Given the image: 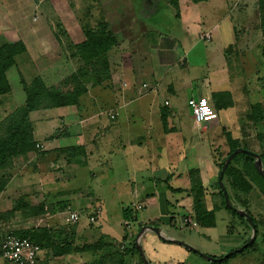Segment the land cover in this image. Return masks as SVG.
<instances>
[{
    "label": "crops",
    "instance_id": "crops-1",
    "mask_svg": "<svg viewBox=\"0 0 264 264\" xmlns=\"http://www.w3.org/2000/svg\"><path fill=\"white\" fill-rule=\"evenodd\" d=\"M39 1V25L31 26L29 17L38 16L34 8ZM158 1L147 17L137 20L140 31L128 41V61L113 68L110 79L88 89L77 106L29 113L34 149L26 161L19 157L0 172L7 176L0 190V240L44 227L78 250L60 257L41 251L36 264H87L82 262L86 256L98 259L102 254L83 250L85 245L122 240L125 234L130 238L140 225L159 228L166 239L172 237L163 232L165 227L211 229L215 214L225 209L215 206L222 202L219 160L241 148L257 154L264 170V132L257 130L264 121L263 0ZM80 2L86 3L78 1V6ZM73 7L72 0H0V46H23L13 68L24 73L32 55H41L46 47V55L51 54L57 39L67 45L83 40L79 16L74 15L78 29L69 21ZM64 11L62 36L56 32L61 24L57 13ZM119 47L117 42L109 54ZM16 90L0 96V113L5 105L25 102L24 92L21 96ZM200 96L216 111L213 124L193 121L187 100ZM73 147L83 155H66L64 149ZM235 157L229 164L242 171L241 179L252 186L250 194L256 181L254 158ZM222 182L230 196L225 172ZM200 195L204 210L213 214L210 226L194 220V200ZM120 200L126 203L118 228L101 221L110 201ZM35 203L43 208L41 214L33 215ZM15 204L19 209L13 210ZM137 204L142 207L133 209ZM66 206L77 211V222L63 213ZM124 209L131 211L130 220L123 219ZM144 210L151 216L139 220ZM96 212L98 222L90 223ZM184 218L192 224L176 227ZM0 264L9 263L0 257Z\"/></svg>",
    "mask_w": 264,
    "mask_h": 264
},
{
    "label": "rangeland",
    "instance_id": "rangeland-1",
    "mask_svg": "<svg viewBox=\"0 0 264 264\" xmlns=\"http://www.w3.org/2000/svg\"><path fill=\"white\" fill-rule=\"evenodd\" d=\"M78 1L81 0H72L74 4L73 8H76L74 11L75 14L72 9H69L71 19L73 18L69 21L74 23L75 28L78 29L79 26L76 23L77 21L74 15L77 17L79 16V21L87 25L85 27H90L92 30L95 29V35L101 33L100 31L104 25V29L113 33L119 43V48H121V50L118 52L116 51L117 53H114L115 55L108 53L107 60L109 71L113 70V68L120 67L122 64L124 65L128 61L125 56L128 41L133 37L132 33L139 34L140 31L139 26L136 24V22L140 21L137 20L147 17L151 11H153L157 2L159 3L158 0H85L86 3L83 4L80 2L79 7ZM161 1L163 2L164 0ZM40 5L42 6V3L39 1L37 2V8H34V12L38 13V16L30 14L29 20L31 26L36 23L38 24V18H40ZM57 17L62 25L56 26V32L64 36L66 31L63 26V21L67 19L63 18L65 17V11L62 14L60 12V15L57 13ZM33 18H35V20H32ZM131 22H134L132 32L129 28ZM82 23L80 24L82 25ZM99 23L102 25H99ZM51 25L53 27V24ZM38 31L44 33L42 29ZM82 39L84 40V36ZM53 47L54 51L49 55H46L47 50H50L49 47H46L45 52H42L41 55L35 51L36 53L32 55L33 66L30 62L28 66H26L24 73L19 72V68L15 69L13 65H11L9 67V69L11 68L10 72L7 74V69L3 74L6 79H1L0 82H5L4 85L6 84L9 90L17 89L16 93H20L21 96L24 86L30 85L36 79L41 80L45 87L59 92H62V90L71 91L72 89L76 90L85 87H87L88 90L97 86L94 84L97 79V74L100 76V74L103 73L101 61L94 60L89 64H85L84 61L80 59V54L77 52L78 48L75 45H67V42L62 44L59 39H57V44L53 45ZM262 66H264V54L262 57ZM95 70L97 72H95ZM80 71H83L82 75ZM115 71L114 69V72ZM71 75H74V78L72 77L71 79ZM23 92L24 97H26L25 91ZM23 106L24 103L19 104V106H15L13 103L5 105L4 112L0 113V121L5 120L7 115L15 113L16 110L22 109ZM41 110L44 109L37 110V112ZM214 122L215 121H211L209 124H213ZM10 123L11 120H8L5 125L7 126V124L9 125ZM257 130L264 132V121L260 125H257ZM220 155L223 156V154L213 153L215 158ZM23 159H21L23 160L22 162L26 161L27 157L25 156ZM18 160H20V158L11 160L9 165H13V163L18 162ZM12 172L14 171L12 170ZM255 173H253L255 176L254 178H256V181H253L255 187L250 194L245 193L240 196L238 193H233L235 190L232 191L233 189L231 187V191H229L231 193H229L230 196H228V198L233 207L251 214L257 227V236L252 246L248 247L243 253L236 254V256L230 258L226 264H264V193H261V191L264 192V177ZM201 197L200 195L196 198L202 200ZM35 198L37 202L38 196ZM110 203L111 204L108 206L110 211H103L100 219L118 228L117 221L121 217V208L126 201H110ZM209 203L213 206V202L210 201ZM36 205L39 208L40 205L37 203L33 206ZM208 206L210 205L208 204ZM215 206L218 209H222L223 207L220 205L219 201H217ZM36 211L37 207H35L32 213H36ZM21 216L17 215V217ZM149 216H151V211L144 210L138 213L139 220H143ZM165 228L166 229L162 228L163 232L172 237L168 240L179 241L183 243L185 247L172 243H165L152 232H147L142 242L140 240L141 237L138 239V242L141 247L143 246L145 249L146 255H144L148 258L150 264H212L211 261L201 257L199 254L215 257L216 259L221 258V256L226 253L241 247L252 235L250 225L244 218L241 220L225 209L215 214L214 227L211 229H177L173 226ZM137 234L138 230L135 233L133 232L130 241H128L129 243H126L123 239L105 243L104 248L102 245L98 252H101V257H98V259H88V256H86V261L82 262L87 264H142L139 255L131 249V245H135L137 242ZM86 239L90 242H94L95 240L94 237H88ZM189 248L195 249L199 254L193 252Z\"/></svg>",
    "mask_w": 264,
    "mask_h": 264
},
{
    "label": "trees",
    "instance_id": "trees-1",
    "mask_svg": "<svg viewBox=\"0 0 264 264\" xmlns=\"http://www.w3.org/2000/svg\"><path fill=\"white\" fill-rule=\"evenodd\" d=\"M262 13L264 16V8H262ZM99 25L102 24L99 23ZM85 26L87 25L86 24L81 25L84 40L78 44H75V46L78 48L77 52H79L80 54L79 56L80 59H82L85 64H89L94 60L101 61V65L103 67L102 68L103 73L100 74V76H98V74L96 73L97 79L94 82V84L100 85L101 83L110 79V71H109L107 56L109 51L117 45V40L113 35V33L108 32L107 30L104 29L105 28L104 25L102 26V29L100 31L101 33L99 35H95L96 34L95 29L92 30V28L90 27L87 28ZM261 27L264 32V17L261 20ZM22 50H23V46L19 43L0 46V80L1 79L4 80V78L6 79V77L3 76V74L7 69H9L11 65L14 64L16 55L22 52ZM95 72L97 71L95 70ZM80 74L82 75L83 71H80ZM72 77L74 78V75H71V79ZM4 83L0 82V96L5 95L9 92V88L7 87L6 84L4 85ZM23 91H25V95H26L23 108L16 110L15 113H11L10 115H7L5 120L0 121V134L2 133L0 135V172L6 171L3 169L12 166L9 165L11 160L17 159L19 157H24L29 151L34 149L32 128L30 126L28 119V115L30 112H34L40 109L47 110V109H55V108H61L67 106H77L79 98L87 92V87L79 88L76 90L72 89L71 91L62 90V92H59L57 90H52L48 87H45L42 84L41 80L36 79L30 85L24 86ZM8 120L9 121L11 120V123L9 125L7 124L6 126L5 123ZM64 150L66 152L65 154L71 155V157H74L75 155L77 156L78 153L83 155V152H78L77 148L74 147L66 148ZM227 156L219 160L218 162L219 170L221 169L222 164L225 162ZM247 160L252 161V159L249 157H247ZM225 175H227V177L230 178L231 180L230 186L233 189H237V191L240 192L242 191L243 193H248L249 190L252 189V186L247 185V183L241 179L242 171L236 169L231 164H228L225 170ZM5 177H7L6 174L0 173V190L3 188L6 182V180L4 179ZM261 193L263 194L264 192L261 191ZM221 198H222L221 205L225 208V210L229 211L233 216H237L239 219L243 220L242 217L236 214L235 210L229 209L225 206L224 197L222 196V194H221ZM19 207H20L19 205L15 204L13 210H17L19 209ZM42 211H44L43 208L39 206V208H37L36 213H34L33 215L41 214ZM193 211H194V220L197 222L198 225L200 226L212 225L213 214L211 212L204 210L202 200L197 198L194 200ZM248 214L251 216L250 213ZM122 215H123V219L130 220L131 211H129L128 209H124L122 211ZM251 219L256 228V236H257V227L255 225L254 218L252 216ZM141 227L142 225L139 226V229ZM12 234L28 239L31 243L37 245L40 248V253L41 251H43L46 252V255L49 256L60 257L63 254H66L67 252L75 253L76 251H78V250H72L70 243H65L63 240H61L60 234H56L51 229H47L44 227L28 229L19 233L13 232ZM71 238L73 239V236H71ZM130 239L131 237L128 238L127 234H125V236L123 237V240H125L126 243H129L128 241H130ZM102 245L104 248L105 244H103L102 242L100 243L95 242V244L93 245H89V246L85 245L83 250L99 251ZM131 247H132L131 248L132 251H135L136 254L139 255L136 249V244L135 245L132 244ZM247 249L248 247L245 248L241 253H243ZM39 255L36 259V263L39 260ZM234 256L236 255H232L226 258L225 260L213 261L212 264H226L227 261Z\"/></svg>",
    "mask_w": 264,
    "mask_h": 264
},
{
    "label": "built area",
    "instance_id": "built-area-1",
    "mask_svg": "<svg viewBox=\"0 0 264 264\" xmlns=\"http://www.w3.org/2000/svg\"><path fill=\"white\" fill-rule=\"evenodd\" d=\"M33 20H35V18H33ZM187 106L191 112L194 123L198 126L207 124L217 116L216 111L205 97H191L187 100ZM108 115L110 119L115 118V114L112 112ZM141 207V205L137 204L133 209L139 210ZM63 213L71 223H75L79 220V214L77 211L72 210L70 206H66ZM98 213L99 212H96L95 215L89 219L90 223L98 222ZM191 224L192 221L190 218H184L176 227L183 228L185 225ZM39 253L40 248L37 245L31 243L26 238L19 237L12 233L7 234L0 240V257L9 264H36Z\"/></svg>",
    "mask_w": 264,
    "mask_h": 264
},
{
    "label": "water",
    "instance_id": "water-1",
    "mask_svg": "<svg viewBox=\"0 0 264 264\" xmlns=\"http://www.w3.org/2000/svg\"><path fill=\"white\" fill-rule=\"evenodd\" d=\"M246 154L248 156H250L251 158H254V162H253V165H254V168L256 170V172L258 174H260L261 176L264 177V170L261 166V159L260 157L257 155V154H254L252 152H249V151H246L244 149H241V148H238L236 150H234L231 154H229L225 160V162L222 164V167L220 169V172H219V177H218V187L220 188L222 194H223V197H224V204L227 208L229 209H232V210H235L236 214L242 218H244L247 223L250 225V228H251V231H252V235L251 237L249 238V240L243 244L241 247L235 249V250H232L228 253H226L225 255L221 256V258H215V257H209L207 255H203V254H199L195 249L193 248H189L191 249L193 252H196L198 253L201 257L213 262V261H221V260H225L226 258L232 256V255H235L237 253H240L242 252L245 248L247 247H250L255 238H256V228L254 226V223L251 219V216L245 212V211H242V210H238L236 208H234L231 203L229 202V198H228V195H227V191L223 185V182H222V177H223V174L227 168V165L229 164V162L238 154ZM145 231H150V232H153L160 240H162L163 242H168V243H172V244H176V245H179V246H184L185 245L179 241H176V240H168L166 239L164 236H162V234L160 233V230L159 228L157 227H152V226H142L139 231H138V234H137V242H136V249L138 251V254H139V257L142 261L143 264H149V262L147 261L145 255H144V252H143V249L141 247V245L139 244L138 242V239L142 236V234L145 232ZM188 248V247H187Z\"/></svg>",
    "mask_w": 264,
    "mask_h": 264
}]
</instances>
